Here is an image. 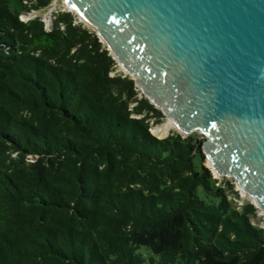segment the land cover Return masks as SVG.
<instances>
[{
    "label": "trees",
    "instance_id": "obj_1",
    "mask_svg": "<svg viewBox=\"0 0 264 264\" xmlns=\"http://www.w3.org/2000/svg\"><path fill=\"white\" fill-rule=\"evenodd\" d=\"M0 0V264H264L256 208L55 0ZM167 123V122H166ZM162 127V126H161ZM159 128V127H156Z\"/></svg>",
    "mask_w": 264,
    "mask_h": 264
},
{
    "label": "water",
    "instance_id": "obj_2",
    "mask_svg": "<svg viewBox=\"0 0 264 264\" xmlns=\"http://www.w3.org/2000/svg\"><path fill=\"white\" fill-rule=\"evenodd\" d=\"M63 7L180 136L204 139L212 176L234 181L264 214V0H63Z\"/></svg>",
    "mask_w": 264,
    "mask_h": 264
},
{
    "label": "rangeland",
    "instance_id": "obj_3",
    "mask_svg": "<svg viewBox=\"0 0 264 264\" xmlns=\"http://www.w3.org/2000/svg\"><path fill=\"white\" fill-rule=\"evenodd\" d=\"M24 3H26V1L24 0ZM10 7L12 10L14 11H21V6L19 4V1L18 0H10ZM57 11H64V7H63V0H55L48 9L44 10V11H40V12H36V13H31V14H25L24 11H22L20 13V18L21 19H27V18H34V17H40L44 26L45 27H50L51 26V22H52V19H53V15L57 12ZM116 73H122V71L120 70V68L117 66V69L116 71L113 73V74H116ZM150 133L153 134V129L156 128V127H161L162 129L159 130V136L158 139H162V138H165L166 136H168L169 134L173 133V132H176L169 124L168 122L166 123V120L164 119L162 121V123L160 124H154V123H151L150 125ZM168 131H170L169 134H167L166 136H161V135H164L165 133H167ZM204 166L207 168V164L206 162L204 163ZM227 180V179H226ZM228 181H232V180H228ZM236 186V185H235ZM243 199V202H244V205L246 203H251V200L248 198V197H242ZM231 200V198H230ZM232 201V200H231ZM234 203V202H233ZM256 216L252 217L251 218V223L252 225L258 227V228H261V229H264V214L262 213L261 210H258L256 209Z\"/></svg>",
    "mask_w": 264,
    "mask_h": 264
},
{
    "label": "built area",
    "instance_id": "obj_4",
    "mask_svg": "<svg viewBox=\"0 0 264 264\" xmlns=\"http://www.w3.org/2000/svg\"><path fill=\"white\" fill-rule=\"evenodd\" d=\"M31 19H33V18H27V19L24 20V19H21L20 16H19V20L20 21H23V22L29 21ZM45 30L46 31H49L50 30V27H45ZM154 137L158 138L157 136H154ZM213 178L215 180H218V184L216 186H220V184L222 182V179L221 178H215V177H213ZM235 189L238 192V197L237 198H231V200H232V202H234L233 204H234L236 210L240 211L243 208V206H244V202H243L242 197H245V196L237 189L236 186H235Z\"/></svg>",
    "mask_w": 264,
    "mask_h": 264
},
{
    "label": "bare ground",
    "instance_id": "obj_5",
    "mask_svg": "<svg viewBox=\"0 0 264 264\" xmlns=\"http://www.w3.org/2000/svg\"><path fill=\"white\" fill-rule=\"evenodd\" d=\"M168 124L171 126V124L168 122ZM173 128V126H171ZM162 128L159 127V128H154L152 131H153V135L154 136H159V130H161ZM174 129V128H173ZM170 131H168L167 133H165L164 135H161V136H166L167 134H169Z\"/></svg>",
    "mask_w": 264,
    "mask_h": 264
}]
</instances>
